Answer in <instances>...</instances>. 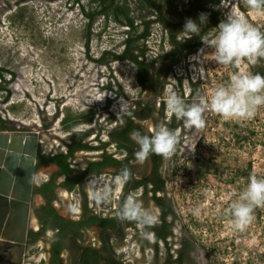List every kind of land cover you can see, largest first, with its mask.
<instances>
[{
    "label": "rangeland",
    "instance_id": "1",
    "mask_svg": "<svg viewBox=\"0 0 264 264\" xmlns=\"http://www.w3.org/2000/svg\"><path fill=\"white\" fill-rule=\"evenodd\" d=\"M4 1L0 0L3 5L0 13L3 12L1 17L4 19L0 24L2 36L9 38L15 34L18 45L48 52L51 46L43 39L40 28L46 35L59 36V32H67L71 24L81 30L79 39L73 44L81 50L83 61L95 65L96 69H107L106 75L96 77L103 87L94 86V103L85 86L92 76L78 78L81 83H73L71 75L66 70L62 72L55 61L45 63L44 60L39 66L21 63L15 67L13 62H4L0 58V118L7 127L15 128L0 127V130L35 128L45 149L63 151L69 142L80 139L92 144L94 127L99 120L106 113H119L127 106L129 98L136 95L135 65L129 60L115 59L113 55L122 54L125 41L140 34L146 22L149 43L139 39L131 44L132 51L143 48L146 52L144 58L151 60L155 53H165L173 47L156 22L159 11L148 5L141 6L140 0H121L134 24L130 30H126V23L110 11L102 13L99 0H59L63 3L61 11L65 18L57 23L48 20L51 8L46 5H35L30 3L31 0H9L10 3L5 5ZM175 4L178 9L179 5L184 9L186 1L175 0ZM208 7L218 12L219 21L204 35L214 32L220 21L232 13L244 15L249 23L264 32V12L251 11L247 0H219L218 4ZM92 42L95 49L90 56ZM203 47L201 42L170 67L162 96L166 117L170 115L165 103L169 92H175L191 103L198 91L210 96L217 86L227 83L234 72L264 75V58L255 64L243 59L237 67L225 66L216 62L211 48H205L200 55ZM196 57L199 61L191 63ZM192 67L198 68L197 76L193 75ZM67 85L71 98L69 94L63 95ZM81 86L86 96L85 103L79 105ZM54 95L64 97L53 99ZM108 109L111 112L106 111ZM204 119L203 128L184 126L178 131L176 151L166 158L164 164L168 191L179 220L195 241L206 249L209 264H264V206L254 209L253 220L243 231L233 227L228 212L239 191L247 186L250 176L264 178V106L258 108L252 119H224L211 110L204 113ZM34 122L39 124L37 128ZM112 122L103 123L104 128L110 127ZM87 156L91 157L90 154Z\"/></svg>",
    "mask_w": 264,
    "mask_h": 264
},
{
    "label": "flooded vegetation",
    "instance_id": "2",
    "mask_svg": "<svg viewBox=\"0 0 264 264\" xmlns=\"http://www.w3.org/2000/svg\"><path fill=\"white\" fill-rule=\"evenodd\" d=\"M189 3L186 0L187 7ZM159 22L168 39L174 37L180 48L171 43L173 47L169 51L155 53L151 58L155 62L148 67L144 83L138 81L140 71L131 61L135 65L134 83L138 91L119 113H106L107 119L103 116L94 125L92 144L80 139L69 142L63 151H56L45 149L39 140L24 240V264H209L206 249L179 220L168 191L166 157L153 153L142 161L137 159L139 146L131 138L133 131L151 136L162 125L178 134L185 126L174 115L165 116L162 81L165 68L168 77L173 66L167 65L178 63L193 48L189 51L182 47L187 43L186 39L179 38L183 27L175 29ZM144 28L145 24L141 32ZM173 48L178 50L179 57L163 58ZM138 50L131 48L143 61L146 52L143 48ZM102 121L113 122L104 128ZM79 141L91 147L78 148L64 158L63 164L69 166L70 174L62 171L60 162L48 160L67 154L68 146ZM79 154L82 155L78 157ZM125 167L131 171V179L123 187L114 186L113 178ZM89 178L111 188L109 202L92 199ZM128 195H134L155 217L154 225L143 228L118 218L120 205ZM144 232L148 233L147 238Z\"/></svg>",
    "mask_w": 264,
    "mask_h": 264
},
{
    "label": "clouds",
    "instance_id": "3",
    "mask_svg": "<svg viewBox=\"0 0 264 264\" xmlns=\"http://www.w3.org/2000/svg\"><path fill=\"white\" fill-rule=\"evenodd\" d=\"M251 11L264 12V0H247ZM197 20L187 18L183 29L190 35L200 37L205 48L214 51V58L218 64L237 67L241 60L247 59L255 64L264 58V32L249 23L240 13H232L220 21L211 34L201 35L202 26L209 20V13L201 12ZM165 103L170 114L183 120L185 127L203 128L204 113L208 110L220 115L224 119L238 121L252 119L260 106H264V75L260 73L234 72L227 83L217 86L210 96L199 91L191 103L186 102L175 92L166 95ZM131 138L139 150L136 157L146 159L150 154L170 157L176 151L178 134L166 126H157L153 135H145L140 131H133ZM132 177L131 171L125 167L113 178V185L123 187ZM91 197L99 203H107L112 196L110 187L100 183L97 179H89ZM264 206V178L252 175L248 178L247 186L239 191L228 212L232 217L235 229L243 231L253 220L254 209ZM195 214H199L198 212ZM118 218L121 221L135 222L143 228L156 223L155 217L145 209L134 195H128L120 205ZM143 235L147 238L148 233Z\"/></svg>",
    "mask_w": 264,
    "mask_h": 264
},
{
    "label": "water",
    "instance_id": "4",
    "mask_svg": "<svg viewBox=\"0 0 264 264\" xmlns=\"http://www.w3.org/2000/svg\"><path fill=\"white\" fill-rule=\"evenodd\" d=\"M119 19L126 23L122 16ZM183 32L184 29L179 33ZM170 41L180 48L175 40L170 38ZM174 64L171 62L167 66ZM166 78L167 67L162 84ZM38 139L39 134L34 130H0V264H24V240Z\"/></svg>",
    "mask_w": 264,
    "mask_h": 264
},
{
    "label": "bare ground",
    "instance_id": "5",
    "mask_svg": "<svg viewBox=\"0 0 264 264\" xmlns=\"http://www.w3.org/2000/svg\"><path fill=\"white\" fill-rule=\"evenodd\" d=\"M13 1H18V0H13ZM52 1L53 0H31L30 3H33L35 5L43 4V5H46V7H48V8L50 7L51 8L50 9L51 13H50V17L48 18V20L52 21L53 23H57L58 21H61L63 18H65V14L63 13V11H61V9H62L61 6H62L63 3H62V1L59 2V0H57V2H52ZM4 3H5V5H7V4L10 3V1L6 0V1H4ZM31 6H33V5H31ZM1 7H3V5H0V12L2 11ZM19 7H20V5H19ZM2 14H3V12H2ZM2 14L0 13V24L1 23L3 24V22L1 20H4L1 17ZM0 31H1V29H0ZM40 31L43 34V39H45L47 41V44L51 46V47H49L48 52H43V51H39V50L38 51L37 50L33 51V50H31V49H29L27 47H23L21 45H18L17 42H16L17 35H15V34H12L11 36H9V38H6V37H4V36H2L0 34V58L4 62L5 61L6 62H13V65L15 67H18L19 64H21V63H23V64L27 63L29 66H39L38 65L39 62L41 63L44 60H45V63L48 62V61L49 62L50 61H55V62H57L60 65V69H61L62 72L66 70L69 73V75H71V77L73 79V83L75 81L79 82L80 78H84V77H86L88 75L92 76V79H89L87 81V85H85V86L87 88L86 90L88 91L87 95L91 94L90 95L91 100H93V102H94L96 100L95 99L94 86L95 85L101 86L99 84V82H97L98 79L96 77H98L99 75H104V74L106 75V70L107 69H101V68H97L96 69L95 65L88 64V62H84L83 61V58H82L83 56L80 54L81 50L77 46H74V44H73V41L79 39V32L81 31L80 28L75 27V26L70 24L67 32H64V33L59 32V36H56V35L55 36H50V34L46 35L44 33V30L41 29V28H40ZM62 32H63V30H62ZM91 46H92V48H91V52L89 54H90V56H93L92 54H94L95 43L92 42ZM195 61L197 62V61H199V59L197 57L193 58V60H191V63H195ZM67 63H70V67H67ZM52 69L54 70V67H52ZM191 71L195 72L193 74L195 76H197V74L199 72L198 68L196 69V67H192ZM54 72H56V71H54ZM79 83H81V82H79ZM101 87H103V86H101ZM69 88L70 87L67 85L66 89L63 91V95L68 96ZM96 89H98V88H96ZM72 93H73V91H72ZM84 93H83V87L81 86V88L78 91L79 95L77 94L78 95V104L79 105H81L82 103H85L84 97L86 95ZM45 94L47 95V92ZM63 95L62 96H55L54 95L53 99L54 98L60 99V97H64ZM70 96L71 95L69 94V97ZM51 98H52V96H51ZM65 100H67V99H65ZM87 100H89V99H87ZM43 101H44V99H43ZM36 102H37V100H36ZM38 102H39V100H38ZM89 104L91 105L92 101ZM53 125H55V124H53ZM34 126L37 128L39 126V124H36L34 122ZM34 131L36 133H38L37 129H35V128H34ZM38 140H40V139H38ZM40 142H43V140H40Z\"/></svg>",
    "mask_w": 264,
    "mask_h": 264
},
{
    "label": "trees",
    "instance_id": "6",
    "mask_svg": "<svg viewBox=\"0 0 264 264\" xmlns=\"http://www.w3.org/2000/svg\"><path fill=\"white\" fill-rule=\"evenodd\" d=\"M145 2L148 4V6L154 8V9H157L155 3L152 0H145ZM194 2H195V0H190L189 6H192L194 4ZM211 2L213 4H218L219 0H211ZM101 11L103 13L104 12V9L101 10ZM207 12H209V14L213 18L214 22L211 25L207 26L204 30H207V29H209L211 27H214L218 23V21H219L218 12H215V11H212V10H208ZM159 21H161V23L164 24L167 27H175V29H179L181 27L179 25H176V26L174 25L173 26L170 22L166 21L161 16L159 17ZM126 25H129L130 27H133L132 21H130V20H127ZM203 34H204V31L201 33V35H203ZM147 35H148V23L146 22L145 23V28H144L143 32H141L140 34L136 35L135 37L128 38L125 41V49L122 52V54H120V55H113V57L115 59H128V60L134 62L137 65V68L140 71V73L138 74V81L140 83H144L146 81L145 74H146V72L148 70V67L151 64H153L155 62V60L146 61L144 59L143 61H140L138 59L140 55L134 54L131 51V44L133 42L141 39V38H145ZM172 39L175 40L174 37H172ZM200 44H201V39H200L199 36H197L196 39L193 41V43L191 45H189V46L182 45V47L183 48H187L190 51L192 48H196ZM142 51H143L142 54H144V50H142ZM168 56H176L178 58L179 57L178 50L176 48H173L171 50V52H169L168 54L164 55L163 58H167ZM0 76H1V69H0ZM0 127H1V129H10V130L15 129L14 127H11V128L10 127H7L5 125V121L2 120L1 118H0ZM174 127H175V124H173L172 128H174ZM90 147H91L90 145H88L86 143H81L79 141L78 143H74V144L68 146V152H67V154L59 155V156L53 157V158L51 157V158H48V160L60 162L61 165H62V171H64L66 174H70L71 169L69 168V166L67 164H63L64 158H66L68 155L72 154V152L74 150L78 149V148H90ZM73 185H74V182L71 184L70 187H72Z\"/></svg>",
    "mask_w": 264,
    "mask_h": 264
},
{
    "label": "crops",
    "instance_id": "7",
    "mask_svg": "<svg viewBox=\"0 0 264 264\" xmlns=\"http://www.w3.org/2000/svg\"><path fill=\"white\" fill-rule=\"evenodd\" d=\"M101 5H102V9H104V12L106 11H110L111 13H113L115 15V17L119 18V17H123L125 18L126 22L127 20L132 21L129 16L127 15L128 13V8L126 7V4L123 3L121 0L118 3V0H99ZM156 7H157V11H159V15L161 17H163L166 21L170 22L173 26L175 25H179L181 26L180 28L183 27L184 24H182V20L185 23L187 18H192L194 20H197V23H199L197 17L199 15V13L201 12H207L208 10H212L210 9V7H208V5L213 4L211 2V0H195L194 4L192 6L187 7V4H185V8L179 10L177 8V6H175V0H152ZM141 6H145L148 5L145 0H140ZM179 11H181L182 13L179 15ZM214 11V10H212ZM217 12V11H215ZM209 13V12H207ZM219 16V15H218ZM121 21V20H120ZM214 22L213 18L211 17V15L209 14V20L208 23L204 26H202V32L204 31V33L208 30H204L207 26L211 25ZM133 24V22H132ZM134 27V24H133ZM131 27V28H133ZM179 28V29H180ZM210 29V28H209ZM179 38L182 39V37L186 38V46L191 45L192 39H194L193 37L197 35H192L191 37L189 36L188 33H179ZM204 35V34H203ZM196 39V38H195ZM194 39V40H195ZM0 239H2V237H0Z\"/></svg>",
    "mask_w": 264,
    "mask_h": 264
},
{
    "label": "built area",
    "instance_id": "8",
    "mask_svg": "<svg viewBox=\"0 0 264 264\" xmlns=\"http://www.w3.org/2000/svg\"><path fill=\"white\" fill-rule=\"evenodd\" d=\"M186 1V0H185ZM155 10V9H154ZM179 10H181V6L179 5ZM156 18V17H155ZM156 22H158L160 24V22L158 21V19L156 20ZM161 26V24H160ZM126 30H130V26L127 25L126 26ZM164 30V29H163ZM165 34H166V31L164 30ZM167 35V34H166ZM149 37V36H148ZM146 39L143 38V40L146 42V43H149V40L147 39V36L145 37ZM170 41V40H169Z\"/></svg>",
    "mask_w": 264,
    "mask_h": 264
}]
</instances>
